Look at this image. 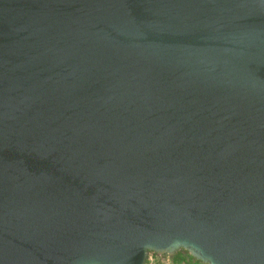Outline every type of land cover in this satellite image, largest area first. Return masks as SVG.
<instances>
[{"label": "water", "instance_id": "1", "mask_svg": "<svg viewBox=\"0 0 264 264\" xmlns=\"http://www.w3.org/2000/svg\"><path fill=\"white\" fill-rule=\"evenodd\" d=\"M264 264V0H0V264Z\"/></svg>", "mask_w": 264, "mask_h": 264}, {"label": "trees", "instance_id": "2", "mask_svg": "<svg viewBox=\"0 0 264 264\" xmlns=\"http://www.w3.org/2000/svg\"><path fill=\"white\" fill-rule=\"evenodd\" d=\"M150 255L153 258L154 264H164L161 262L163 259L162 257H159L155 254H150ZM146 264H150L149 260H147ZM171 264H201V263L193 259L187 252L181 250L180 252L174 255Z\"/></svg>", "mask_w": 264, "mask_h": 264}, {"label": "rangeland", "instance_id": "3", "mask_svg": "<svg viewBox=\"0 0 264 264\" xmlns=\"http://www.w3.org/2000/svg\"><path fill=\"white\" fill-rule=\"evenodd\" d=\"M160 257L163 258L161 262L164 263V264H167V263H171L172 262V259H173L174 255L173 256H160Z\"/></svg>", "mask_w": 264, "mask_h": 264}, {"label": "built area", "instance_id": "4", "mask_svg": "<svg viewBox=\"0 0 264 264\" xmlns=\"http://www.w3.org/2000/svg\"><path fill=\"white\" fill-rule=\"evenodd\" d=\"M159 257H160V256H159ZM150 258H151L152 260H151ZM147 260H149V263H150V264H154V263H153V258H152V256H151L150 254H149ZM167 264H171V263H167Z\"/></svg>", "mask_w": 264, "mask_h": 264}, {"label": "clouds", "instance_id": "5", "mask_svg": "<svg viewBox=\"0 0 264 264\" xmlns=\"http://www.w3.org/2000/svg\"><path fill=\"white\" fill-rule=\"evenodd\" d=\"M189 260H190V258H189Z\"/></svg>", "mask_w": 264, "mask_h": 264}]
</instances>
